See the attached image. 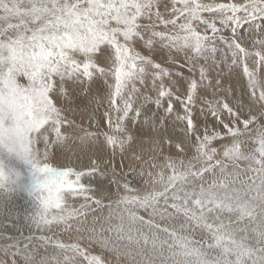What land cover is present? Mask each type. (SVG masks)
Listing matches in <instances>:
<instances>
[{"label":"snow or ice","instance_id":"snow-or-ice-1","mask_svg":"<svg viewBox=\"0 0 264 264\" xmlns=\"http://www.w3.org/2000/svg\"><path fill=\"white\" fill-rule=\"evenodd\" d=\"M222 66L237 77L227 89ZM86 83L96 131L69 115ZM174 113L175 156L161 136L145 159L142 125ZM69 140L111 159L53 166ZM0 153L33 178L0 164V216L18 233L0 225V264H264V0H0Z\"/></svg>","mask_w":264,"mask_h":264},{"label":"bare ground","instance_id":"bare-ground-1","mask_svg":"<svg viewBox=\"0 0 264 264\" xmlns=\"http://www.w3.org/2000/svg\"><path fill=\"white\" fill-rule=\"evenodd\" d=\"M219 2H223V0H219ZM180 59H182V58H180ZM180 63H183V62H180ZM222 67H223V77L225 79L224 87H225V89H227V88L232 86L233 80H235L237 77L235 74H230V70L227 66H222ZM173 70L179 71L180 69L177 67ZM237 71L242 74L241 69H238ZM184 72H185V75H187L186 69H184ZM243 83L245 85L247 83V80L244 77H243ZM84 86H85L84 88H86V89L91 88V85H89V84H87V85L85 84ZM240 87H241L240 83L235 84V88H236L237 92H239ZM91 96H93L92 91H91V93H89L87 91H81L79 93V99H77L75 101V103L69 105V107H71L73 109V112L69 113V115H70L71 119H74L81 126L96 130L94 124L92 127H89L88 115L92 112L93 109L96 108L95 99H94V97L92 98ZM87 97H90V99H88ZM161 113H162V110H161ZM170 120H173L176 123V125H175V123H174V126L170 125L169 124ZM137 126L138 125L132 126L133 134L134 135H141L140 133L136 132ZM157 127L158 128H155V129H149V128L143 127V133L144 134L142 135V140H143V154H144L145 159H147L148 156L151 154V149L153 148V144L150 141L153 138H155L156 140H160L161 136H163V138H164L163 141L161 142V151H162L163 155H167L168 153L176 154V152L178 151L174 147V143L172 145H169L167 143L168 140L183 135L184 124L182 122L176 121L175 113L171 116V118L168 119L167 125L165 128H160V125H158ZM176 128H179V129L176 131ZM106 130H108V129H106ZM104 131H105V129H104ZM179 132H181V135H179ZM101 137H103V136H101ZM103 139L104 138H100V141H103ZM136 151H137V153H140L141 149L137 148ZM93 153H97V154L102 155L105 161H108L111 159V149H109L106 146V144L100 143L98 141L97 144H95V145L89 144L87 146H81L78 140H71L66 146L64 156H57V158L51 159L50 163L54 166L73 165L74 167L82 169V168H86V166L89 165V163H90L89 156L92 155ZM131 157H132V153H128V156L123 158L125 170L127 168V164L129 163V160L131 159ZM92 158L95 159L96 156L92 155ZM121 159H122L121 156L117 155L115 158V161H114V163L117 165L118 170H119V165L121 163ZM8 160H7L6 156L0 155V162L3 164V166H9V165L10 166L12 165L13 167L16 166L13 159L10 160L8 158ZM161 161H162V157L159 154H157V161L156 162L160 163ZM83 182L84 183L91 182L94 187H99L100 183H101L100 180L97 179L96 177H87V176L83 178ZM16 183H19V182H17V180H16ZM102 183H103V186H105V187L108 186L107 180L104 179L102 181ZM21 184H22V186H28L27 184H24V183H21ZM76 201L71 202V203L76 204ZM11 206L15 212L23 215L28 210H30L31 201H30V198L28 197L27 193L23 191V192H20L18 194H15L13 196ZM2 220H6V218L4 216H0V221H2ZM7 225H8L9 231H11V232L16 231L15 228L12 227L13 223H7Z\"/></svg>","mask_w":264,"mask_h":264},{"label":"rangeland","instance_id":"rangeland-1","mask_svg":"<svg viewBox=\"0 0 264 264\" xmlns=\"http://www.w3.org/2000/svg\"><path fill=\"white\" fill-rule=\"evenodd\" d=\"M180 58H182V55H181V57ZM183 59V58H182ZM182 59H180V62H183V60ZM250 67H251V65H250ZM241 70H242V68H241ZM246 80H247V78L246 77H244ZM102 82V81H101ZM86 85H87V83H86ZM85 87V86H84ZM96 85L94 86V85H91V88L93 89L92 90V95L93 96H91L92 98L94 97V99L96 100L98 97H97V93H96ZM150 94H153L154 95V93H150ZM83 98V97H82ZM88 99H90V97H87ZM101 103H102V105L103 104H106V95H105V97H104V99L101 101ZM95 105H96V103H95ZM100 112H102L103 111V106H101L100 107ZM153 111H155V109L153 108ZM161 114H163V113H161ZM143 119V117L141 118V120ZM77 124H79L78 122H76ZM174 121L173 120H170L169 121V124L170 125H172V126H174ZM159 124H157L156 125V128H158L157 126H158ZM175 125H176V123H175ZM82 128H85V129H88V130H90V131H96V130H94V129H91V128H86V127H83V126H81ZM142 127H146V128H149V129H154V128H152L151 126H149V125H142ZM105 129V131H107L106 129H107V127H106V125L105 126H103L102 128H101V130L102 131H104V129ZM179 128H176V131L178 130ZM175 130V129H174ZM179 135H181V132H179ZM100 138H103V137H100ZM71 140H69L68 141V143L70 142ZM7 154V155H6ZM0 153V155H4V156H6V158H7V160H8V158L11 160V159H13V161L15 162V164H16V166L15 167H13L12 165V167L9 165V166H3V168H4V171L7 173V174H9L10 175V178L13 180V181H15L16 182V180H17V182H21V183H24V184H27L28 185V187H30L31 186V184H32V182H33V178H32V175H31V171H30V168H29V166L26 164V163H24V162H22V161H20V160H18V159H16L14 156H12V155H10V154H8V153ZM167 155H172V156H175V154L174 153H168ZM11 157V158H10ZM55 158H57V157H55ZM9 161V160H8ZM10 162V161H9ZM50 162V161H49ZM1 163V162H0ZM160 163H163V160L160 162ZM2 164V163H1ZM3 165V164H2ZM20 165V166H19ZM54 166V165H53ZM66 166H71V167H74L73 165H66ZM10 167V168H9ZM19 167V168H18ZM56 167H59V166H56ZM75 168H77V167H75ZM78 170H84L85 168H82V169H80V168H77ZM17 174H19V175H17ZM105 180H107V179H105ZM27 182V183H26ZM16 184H18V183H16ZM18 185H22V184H18ZM24 192H26V191H24ZM27 193V192H26ZM75 200L74 201H76V204H73V206L75 207V206H78V204L79 203H82L83 201L82 200H79L78 198H74ZM74 201H70V203L71 202H74ZM79 202V203H78ZM23 215L21 214V217H22ZM7 221V222H6ZM9 221V222H8ZM13 221V222H12ZM3 222V223H2ZM4 223H16L15 222V219L14 218H8V219H6V220H2V221H0V225H3ZM19 224H23V220L21 219L20 221H19ZM55 232H56V234H58V235H60L61 236V238L62 239H66V237H64V235L62 234V233H59V230L57 229V230H55ZM24 234L25 235H27L28 233H27V229H24ZM46 234H48V235H51L52 233H46ZM8 235H18V233L15 231V232H11V231H8ZM3 254L2 253H0V256H2Z\"/></svg>","mask_w":264,"mask_h":264},{"label":"water","instance_id":"water-1","mask_svg":"<svg viewBox=\"0 0 264 264\" xmlns=\"http://www.w3.org/2000/svg\"><path fill=\"white\" fill-rule=\"evenodd\" d=\"M18 184H21V182H19Z\"/></svg>","mask_w":264,"mask_h":264}]
</instances>
